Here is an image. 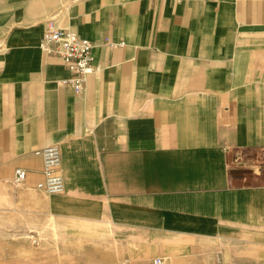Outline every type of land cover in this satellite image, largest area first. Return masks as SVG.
I'll list each match as a JSON object with an SVG mask.
<instances>
[{
    "label": "crops",
    "instance_id": "0c3cea01",
    "mask_svg": "<svg viewBox=\"0 0 264 264\" xmlns=\"http://www.w3.org/2000/svg\"><path fill=\"white\" fill-rule=\"evenodd\" d=\"M48 20L94 44L79 95ZM0 201L16 264H264V0H0Z\"/></svg>",
    "mask_w": 264,
    "mask_h": 264
},
{
    "label": "built area",
    "instance_id": "2783aa9c",
    "mask_svg": "<svg viewBox=\"0 0 264 264\" xmlns=\"http://www.w3.org/2000/svg\"><path fill=\"white\" fill-rule=\"evenodd\" d=\"M107 49L122 48L123 41L114 42L108 38L103 40ZM94 44L69 29L59 27L55 21L44 23L39 49L47 56L57 58L69 72V76L59 81L61 85L69 87L75 94L84 89L86 77L93 72L91 51ZM42 158L43 180L36 187L47 194H60L64 191L62 177L57 172L60 165V151L57 145H47L35 152ZM26 173L17 169L13 178L14 184H21ZM35 242V240H32ZM121 264H126L122 262ZM152 264H164L162 258L152 260Z\"/></svg>",
    "mask_w": 264,
    "mask_h": 264
},
{
    "label": "rangeland",
    "instance_id": "374dc122",
    "mask_svg": "<svg viewBox=\"0 0 264 264\" xmlns=\"http://www.w3.org/2000/svg\"><path fill=\"white\" fill-rule=\"evenodd\" d=\"M230 177L233 182H240L242 180V176L235 169H233ZM13 220L10 211L0 206V264H16V229H12L14 226ZM32 243L36 244L37 242L32 241ZM45 246L47 248L51 247L47 243ZM87 249L86 247L85 250ZM74 250L76 249L66 250L61 245L59 251L55 254L47 253L42 255L39 252H33L31 255L27 254L26 258L29 259L30 256L33 264H65V259L69 256L67 262L68 264H72V262L77 260V256H80L77 252H73ZM81 250L83 251L84 248ZM65 254H68V256ZM83 256V254L80 256L81 261Z\"/></svg>",
    "mask_w": 264,
    "mask_h": 264
},
{
    "label": "bare ground",
    "instance_id": "6f19581e",
    "mask_svg": "<svg viewBox=\"0 0 264 264\" xmlns=\"http://www.w3.org/2000/svg\"><path fill=\"white\" fill-rule=\"evenodd\" d=\"M54 232V231H53Z\"/></svg>",
    "mask_w": 264,
    "mask_h": 264
}]
</instances>
